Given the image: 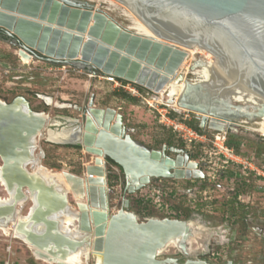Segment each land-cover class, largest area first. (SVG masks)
<instances>
[{"label":"water","instance_id":"water-1","mask_svg":"<svg viewBox=\"0 0 264 264\" xmlns=\"http://www.w3.org/2000/svg\"><path fill=\"white\" fill-rule=\"evenodd\" d=\"M117 1L131 8L159 38L123 27L89 0H0V28L12 38L10 43L18 48L19 56L114 74L156 93L171 80L184 78L179 73L189 54L184 47L200 45L238 78L264 93V0ZM19 97L11 102L0 99V156L4 176L11 185L18 184V198L27 187L39 192L32 220L47 227L42 232L28 231L34 244L50 246L54 252L55 247L76 250L86 243L94 264H240L192 257L194 244L211 229L204 222L168 215L141 220L130 209L127 194L152 182L163 186L161 180L167 178L206 179L202 163L190 151L167 143L150 147L136 139L133 133L137 129L128 125L125 115L115 107L98 106L95 93L86 105L75 106L80 118L62 117L66 126L61 128H54L60 121L48 114L43 117L24 97L27 108L18 109L15 102ZM181 105L199 114L203 127L226 132L236 125L228 116L191 101L185 93ZM64 128H73V139L55 142L79 145L95 156L85 166L82 183L73 190L77 193L75 206L69 202L68 191L59 192L34 178L23 165L33 156V141L43 130L54 141L50 130ZM109 159L122 168L124 176L123 205L114 213L110 212ZM68 204L77 228L84 232L80 240L55 230L58 221L51 214ZM14 209L0 206V215ZM174 239L180 240V246H169ZM171 248L182 256L160 257ZM183 256L187 259L182 262Z\"/></svg>","mask_w":264,"mask_h":264},{"label":"rangeland","instance_id":"rangeland-1","mask_svg":"<svg viewBox=\"0 0 264 264\" xmlns=\"http://www.w3.org/2000/svg\"><path fill=\"white\" fill-rule=\"evenodd\" d=\"M93 3L95 8L108 13L123 27L137 32L132 28L134 24L131 19L124 14L123 3L117 5L103 1ZM21 57L13 43L0 39V99L11 102L16 97H24L34 110L45 112L52 120L60 121V124L54 128H61L66 126L64 118L81 117L80 111L75 106L86 105L91 95L95 93L97 105L100 103L105 107H113L111 104L114 106L118 104L115 108L125 115L129 126L137 129L133 133L136 139L150 147L161 148L167 143L185 148L192 153L193 159L202 163L208 175L206 179L192 178L195 179L194 181L183 179L187 182L178 183L179 187L175 184L176 179L161 180L168 187V194L165 196V201L169 204L168 210L157 207L151 200H146L147 186L137 193H128L130 209L135 211L141 220L148 216L170 215L204 222L211 229L194 244L196 254L192 257L214 263L232 259L240 264H264V237L254 232L244 221L246 215L253 222L264 225V134L253 129L258 128L259 124L255 121L244 122L247 118L242 116L239 121L237 120L240 124L232 125L226 132H220V138H217L219 131L203 126H200L202 128L200 131L190 126L188 124L190 121L199 125L200 115L190 109L179 110L178 106L170 105L167 100L168 92L164 95L150 91L152 95L159 97V102L155 106L165 107L164 112L167 111L174 121H169L168 117H163L159 111L151 109L139 98L137 101L139 110L137 107L133 108L128 100L121 104L122 98L118 96L117 99L116 95L125 90L100 78L102 72H97L96 76H90L92 71L80 69L74 65L38 59L26 62ZM198 59L208 60L205 53L197 52L188 54L181 65L179 73L185 75L184 78L187 80L193 81L199 78L193 73V67ZM42 95H46L47 101ZM195 96L197 94L193 92L188 95V98ZM206 101L208 102L207 99ZM180 102L181 98H179V105ZM214 106L215 109L225 113L224 105L216 103ZM171 111H175L176 115L171 116ZM175 124H183V128L176 129ZM189 129L197 131L198 134H191ZM228 141H232L235 147L229 146ZM37 144L36 154L42 155L40 160L45 166L73 175L78 178L76 180L79 184L86 164L93 162L95 157L83 148L70 149L64 146L65 142L48 140L46 130L37 137ZM171 155L175 156L176 153L173 152ZM2 163L0 156V164ZM27 167L33 171L31 167ZM107 179L108 187L113 188V192L109 194V200L110 212L114 213L123 205L124 176L120 171H116L109 161L107 162ZM178 180L182 181V179ZM189 187L192 190H189ZM5 194L6 191L0 185V195ZM76 194L75 191H68L67 196L73 206H75ZM30 204L28 200L22 210L23 213H26ZM226 232L231 235L230 239L224 237ZM167 256L180 257L182 254L175 248H171L160 257ZM186 259L187 257L183 256L181 261ZM89 263L94 264L92 257ZM0 264L62 263H48L37 258L33 250L21 239L13 235H5L0 230Z\"/></svg>","mask_w":264,"mask_h":264},{"label":"bare ground","instance_id":"bare-ground-1","mask_svg":"<svg viewBox=\"0 0 264 264\" xmlns=\"http://www.w3.org/2000/svg\"><path fill=\"white\" fill-rule=\"evenodd\" d=\"M89 1L95 3L103 1L110 3L111 5L121 3L117 0ZM123 11L124 14L133 22V29H136L137 32L141 34L159 38V36L131 8L124 5ZM184 49L188 51L189 55L197 52H203L206 54L208 60L204 61L202 59H198L196 61L193 67V73L199 76L197 80L190 81L186 78H183L182 80L175 78L168 83L162 92H159L164 95L168 92L167 100L170 105L178 106L179 110L183 109L181 102L179 105V98H181L183 93L188 96L194 92L197 96L189 98L191 101H195L209 111L228 116L236 124H240L238 121L242 116L247 118V121L244 122L255 121L259 124V127L253 129L264 134V93L252 88L248 83L238 78L229 69L225 68L210 51L200 45H196L194 47H184ZM22 57L26 62L31 61L30 57ZM198 67H201V69H198ZM205 103L208 104L205 105ZM216 103L224 105L223 109L225 110V113L215 109L216 107L214 104ZM15 105L18 109L27 108L26 101L21 97L16 100ZM40 115L48 117V115L44 112H40ZM55 122L58 123L59 121ZM72 133L73 128H64L50 130L49 135L50 139L54 141H68L73 139ZM41 134L42 133L39 135ZM37 137L36 140L33 141V156H30L25 163H23V165L31 167L33 170L32 176L34 178L42 179L44 182L50 183L59 192L76 190L79 183L75 181L72 176H69V174L67 175L64 172L52 170L41 162L40 156L42 155L36 154V149L38 148ZM0 185L6 191L5 195H0V206L15 207L12 213L7 212L6 214L0 215V230L5 235H13L16 238L21 239L29 246L30 249L33 250L37 258L48 263L62 261L65 264H90L89 260L91 258V253L86 243H84L81 247H78L76 250H68L66 248L59 249L55 247L54 252L50 251V246L39 247L34 244L29 239L28 231L36 230L37 232H42L47 227L44 222H34V220H32L34 210L39 205V192L31 190L27 187L24 188L25 194L18 198V184L13 183L11 185L8 182L4 176L2 164H0ZM28 200L31 204L26 213H23L22 210L25 208ZM70 207L71 206L68 204L67 208L53 212L51 217L58 221V225L55 228L56 231L65 233L73 239L80 240L84 237L82 236L84 232L77 228V220ZM73 227H76V229ZM179 241V239H174L169 243V246H180L178 243ZM161 251H164V249ZM41 252L43 253L41 254Z\"/></svg>","mask_w":264,"mask_h":264},{"label":"built area","instance_id":"built-area-1","mask_svg":"<svg viewBox=\"0 0 264 264\" xmlns=\"http://www.w3.org/2000/svg\"><path fill=\"white\" fill-rule=\"evenodd\" d=\"M21 59L23 60L22 57ZM100 74H102L99 76L100 78L102 77L106 81L112 82L116 86L123 88L130 95L139 98L142 103L148 104L151 109H155L159 111L163 117H168L169 121H174L171 119V117H169L168 115L169 113H167V111L164 112V110L166 109L165 107L160 108L159 106H155V104L159 102L158 100L159 97L157 95H152L150 93V90L148 89L141 90L139 85L136 84L135 82L120 78L118 76H115L114 74H104V73H100ZM90 76H96V74L90 73ZM175 128L180 130L181 128H183V124H175ZM188 131L192 132L191 134L197 133V131H193L191 129H189ZM219 133L220 132H218V134L216 135L217 138H220ZM112 167L116 171H120V168L117 165L112 164ZM147 188H148V191L145 195L146 200H151L153 203L157 205V207L161 209L167 208L168 210L169 204L165 201V196L168 194V191H167L168 187H166L165 185L162 186L158 183H151L147 186Z\"/></svg>","mask_w":264,"mask_h":264},{"label":"flooded vegetation","instance_id":"flooded-vegetation-1","mask_svg":"<svg viewBox=\"0 0 264 264\" xmlns=\"http://www.w3.org/2000/svg\"><path fill=\"white\" fill-rule=\"evenodd\" d=\"M0 39H3V40H9V41H11L12 40V38H9V37H7L6 36V34L4 33V32H2V33H0ZM199 119H200V116H199ZM198 122H199V126H201V119L200 120H198ZM173 152H171V154H172ZM208 176V175H207ZM191 181H194L195 179H190ZM177 181H179L178 183L179 184H184L185 182H187V180H183L182 179V181H180V180H178V179H176V185L178 184L177 183ZM164 183H166V181H164ZM177 187H179L178 185H177ZM179 189H182V188H179ZM189 190H192V188L191 187H189L188 188ZM186 190V189H185ZM168 216H170V215H168ZM244 221H245V224L247 225V226H251V228L254 230V232H256L258 235H260V236H262V237H264V225L263 224H261V223H257V222H253L252 220H250V218L248 217V216H244ZM228 227V226H227ZM226 227V228H227ZM224 237L225 238H227V239H230L231 238V235H229V232H226L225 234H224ZM230 260H232V259H230ZM227 261H229V260H227Z\"/></svg>","mask_w":264,"mask_h":264},{"label":"trees","instance_id":"trees-1","mask_svg":"<svg viewBox=\"0 0 264 264\" xmlns=\"http://www.w3.org/2000/svg\"><path fill=\"white\" fill-rule=\"evenodd\" d=\"M2 32H3V30L0 28V33H2ZM139 87H140L141 90H145L144 87H142V86H140V85H139ZM117 94H118L119 96H131V97H134L135 99H137L135 96L130 95V94L127 93L126 91H122V92H119V93H117ZM170 114H171V116H175V115H176V112H175V111H171ZM188 124H190V126L196 128V129L202 131V128H201L199 125H197V124H195V123H193V122H191V121L188 122ZM169 142H170V141H169ZM228 145L231 146L232 148L235 147V144H234L232 141H228ZM73 146L76 147V148H81V146H79V145H73ZM109 161H110L112 164L117 165V166L120 168V172H121V174L123 175V170H122V168H121L118 164H116L114 161H112L111 159H109ZM111 176H113V175H111ZM142 200H143V199H142Z\"/></svg>","mask_w":264,"mask_h":264},{"label":"crops","instance_id":"crops-1","mask_svg":"<svg viewBox=\"0 0 264 264\" xmlns=\"http://www.w3.org/2000/svg\"><path fill=\"white\" fill-rule=\"evenodd\" d=\"M118 96H119V95L117 94V95H116V98H117V99H118ZM120 97L122 98V100H121V104L124 103L125 100H128V101H130V102L132 103L131 105H132L133 108L137 107L138 110H139V107H140V106L138 105V102H137L139 99H138L137 97H136L137 99H135L134 97H131V96H120ZM98 105L101 106V107H105V106L101 105L100 103H98ZM111 105H113V107L118 106V104H117V105L115 104V106H114V104H111ZM119 105H120V104H119ZM64 146H65V147H68V148H70V149L76 148V147H74L72 144H68V143L64 144ZM156 147H157V146H156ZM70 149H69V150H70ZM69 176H72L74 179H77V178H75L73 175H70V174H69ZM178 182H179V181H177V183H178Z\"/></svg>","mask_w":264,"mask_h":264}]
</instances>
